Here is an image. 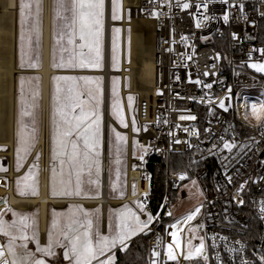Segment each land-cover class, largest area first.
Listing matches in <instances>:
<instances>
[{
    "label": "built area",
    "instance_id": "1",
    "mask_svg": "<svg viewBox=\"0 0 264 264\" xmlns=\"http://www.w3.org/2000/svg\"><path fill=\"white\" fill-rule=\"evenodd\" d=\"M129 1L133 6L124 7L123 0L125 14L131 10L138 19L153 22V82L143 92L132 89L131 83L125 93V87L122 88L124 97L138 95V129H133L129 116L125 129L129 143L125 195L131 193L132 199L127 202L138 199L155 218L150 225L155 234L149 242V264L153 260L160 264V258L152 253L165 247L166 240L156 230L161 215L173 214L175 202L188 197L181 186L190 179L199 183L204 199L196 206L201 209L196 218L182 224V245L186 244L188 229L199 226L206 232V264H262L259 257L264 255V212L260 211L264 205V118L258 124L246 120L251 96L242 91L264 87V81L256 76L264 73L248 67L253 62H264V55L257 51L264 49L258 41L264 0H243L244 12L228 9L220 0H212L207 12L197 7L202 0ZM183 3L191 7L182 9L179 5ZM225 11L230 15L228 23L222 19ZM204 16L214 18L204 20ZM197 19L201 20L199 28ZM233 33L237 38H233ZM129 64L123 60L122 68L130 69ZM208 84L212 87L205 86ZM221 100L227 111L219 106ZM188 115L196 119H180ZM4 131L8 133L9 129L0 130V147H4L0 148V160L7 166L0 171V206L5 204L0 213L15 208L10 203L12 192L20 195L16 185L21 170L15 168V146L11 154V146L1 140ZM226 142L235 145L231 152L223 148ZM173 153L191 156L192 175L169 168ZM154 155L166 161L165 194L157 214L150 206L151 172L147 167ZM102 159L101 196H109V166L103 156ZM44 169L42 161L41 178ZM241 200L243 204L239 203ZM140 217L146 219L147 215L140 213Z\"/></svg>",
    "mask_w": 264,
    "mask_h": 264
},
{
    "label": "rangeland",
    "instance_id": "2",
    "mask_svg": "<svg viewBox=\"0 0 264 264\" xmlns=\"http://www.w3.org/2000/svg\"><path fill=\"white\" fill-rule=\"evenodd\" d=\"M41 9L39 15L36 14L35 4L33 3L32 8V15L29 17L27 24L25 25V37L24 40H21L20 33H21V25L18 10L16 13V47H15V64L19 69L26 70L24 72H17L15 73V112H14V139H15V168L17 170L24 169L25 165L27 168L25 169L24 173L21 174L17 178V185L16 190L18 194L27 195V196H36L40 192V168L41 162L43 161V153L42 150H38L36 154L33 155L34 150L37 147L38 139L40 136L41 128H42V76L39 73H33L32 70L36 71L42 66V55H43V0H40ZM19 5V0H18ZM52 7H54V12L52 13L51 7V30H50V52L53 50V63L60 64L62 59L64 63H67L69 52L62 51L63 48L73 49L76 53L77 60L80 59V53H84V57L87 58L88 56H95V37L90 38L92 43V51H89L88 47L84 49H80L78 45L82 43L79 40V33L77 31L76 36V44L68 45L67 44V35L60 43H57L59 39L60 33L67 32V29L64 28V20L60 19L56 16V0H52ZM17 8V5H16ZM118 17V19H113V13ZM65 15H70V13H65ZM111 18L112 21L115 23L112 25L110 31V40H111V56H110V69L113 71H121L123 60L125 63H131V33H132V26L129 25L135 18L138 19L136 16L133 15L131 10H128L127 13H124L123 10V0H113V5L111 6ZM126 20L127 24L124 26L123 21ZM150 22L151 21H146ZM153 27L151 25H147L142 27V32L145 34V39L147 41L153 40ZM119 31H115V30ZM125 33V39L123 40V34ZM30 37V43H29ZM104 43H105V0H104V9H103V17H102V28L100 31L99 36V48L101 54V67L100 68H93V67H86V68H67V67H52L53 70L57 71V73H53V76H72V77H93L97 74H90L85 72L90 71H103L104 70ZM127 44V50H126ZM23 49V51H22ZM115 56V61L113 57ZM115 63V66H113ZM35 64L36 67H30L29 65ZM51 64V62H50ZM23 65V67L21 66ZM127 71H131L127 69ZM51 75V76H52ZM102 75V74H100ZM52 78V77H51ZM55 77H53L54 79ZM55 87L58 85L61 88V93L59 96V101L63 102L64 96L67 93V89L69 87H73L78 91L84 92V96L82 99L89 100L90 98L87 96V89L95 90V82L90 81H83V80H75V81H55ZM131 83V76L125 75L122 76L121 74H114L111 73L110 76V115L113 118L114 122L112 121L110 124L109 129V156H110V167H109V177H110V194L109 197L111 199H117L120 197L125 196L126 188H127V166H128V135L125 131L127 127H124L120 124L117 116L113 113L112 105L114 101H118V111L120 115L123 116L125 123H127V117H130L132 122V126L134 130L138 129V122L136 118V104L138 95L128 94L127 96L122 95V88L123 86L125 89L130 88ZM51 84V83H50ZM138 89L144 90L145 87L143 84L137 85ZM264 86V85H263ZM103 87H104V76L102 75V100H101V125H100V146H99V156L93 157L99 163L100 174H99V186L96 184H90L88 181L96 180V165L93 164L91 175L87 168H85L81 175H80V191L81 195H55L61 197H99L101 196V183H102V168H103ZM115 87L116 95H113V88ZM242 94L248 97L249 102L248 106L245 110V118L247 121L258 124L264 118V110H260V105L264 103V87H251L246 88L242 91ZM52 95L51 87H50V96ZM129 96H131L132 102L131 105L129 104ZM91 103V100H89ZM257 105V115H253L252 113V105ZM25 111H30L32 113L31 116H25L23 113ZM79 110L77 109V114ZM51 113V109H50ZM259 116V118H257ZM50 118V115H49ZM133 120L135 124H133ZM58 123H61L60 116L57 115ZM115 129L116 132L121 133L123 136L126 137V140L123 142H118L115 139V133L112 131ZM49 127V148H48V158H49V188H50V195H52L53 183H52V169H56V183L55 189L57 193H60L64 190V185L61 183V180L67 181L69 179V173H71V190L74 192L76 190V169L70 167L68 163V159L66 155H57V158L53 160L52 158V149H53V141L51 142L50 139L53 136V132L51 133ZM81 147V160L83 159V141H79ZM138 144L136 140H134V149L135 152H138ZM4 148V147H0ZM70 151V147H69ZM59 153V150H58ZM61 160H64L65 163L63 165V175L61 174ZM7 166L4 164L2 160H0V171L5 170ZM115 185V189L113 188ZM33 190L36 191V194L33 195ZM181 190H185L188 193V197L175 202V210L174 215L177 218H181L187 213H190L195 207L204 199V192L201 189V186L195 179H190L182 184ZM133 194L136 192L135 190V183L133 185ZM138 199L132 200L131 202H126L118 205H108L106 210L103 213L102 206H87L81 203H74V202H67L62 205V207H55L54 205H49V227L48 233L45 234L40 233L39 229V207H35L32 209H15L9 208L15 212L28 215L31 220L35 221L34 228H30L28 230L29 236L32 235L33 231L37 233V239L39 245L41 247L46 246L48 244V236L49 232L53 233L54 238L58 235L60 229L64 228L71 218L80 217L82 218V213L79 211V208H83L85 211L92 213V220L94 224V231L95 226L98 223L99 231L102 235H114L115 231H109V223L111 222L113 225V229H115V225L118 223V213L121 209L124 208L125 205L128 208L132 209V211L137 212L140 215L139 209L137 208ZM98 210V211H97ZM53 212L58 213L56 217L53 216ZM4 219L6 221L11 222L13 219H18V217H13L12 213L8 211L3 212ZM146 215L151 214L145 209L144 212ZM152 215V214H151ZM57 220V229H52V221L53 219ZM141 218V217H140ZM142 219V218H141ZM147 219V218H146ZM142 219V220H146ZM182 221H178L179 224ZM190 228H195L196 232L192 233L189 231ZM188 229L187 240L190 237V234L193 235L192 243L194 245L199 244L200 238L203 237L206 247V232L200 230L199 226H191ZM174 230V229H173ZM139 235V234H138ZM1 239L3 243H6V238L2 235ZM137 236V235H136ZM134 236V237H136ZM133 237V238H134ZM44 239V240H43ZM37 247L36 241H30L28 243V249L35 252ZM187 248V241L185 244ZM60 254L55 249L57 255L55 257L46 258L48 260V264H68L63 257V249L59 248ZM40 254L37 253V256ZM115 256V255H114ZM102 259V258H101ZM95 264V262H94Z\"/></svg>",
    "mask_w": 264,
    "mask_h": 264
},
{
    "label": "snow or ice",
    "instance_id": "3",
    "mask_svg": "<svg viewBox=\"0 0 264 264\" xmlns=\"http://www.w3.org/2000/svg\"><path fill=\"white\" fill-rule=\"evenodd\" d=\"M212 0H202L200 5L197 7H202L205 12H207L209 3ZM33 3L35 4L36 14L39 15L41 4L40 0H19L18 14L21 25V40L25 37V25L28 22L29 17L32 15ZM179 3V0H178ZM220 3L227 5L228 9H237L240 12H244L245 5L243 0H220ZM56 16L64 20V28L67 32H61L57 43L59 44L61 40L64 39L65 34L67 35V44L75 46L77 31L79 33V40L82 41L78 45L80 49L85 47L92 51V43L90 38L95 37L96 47L95 56L84 57V53L81 52L80 59L77 60L76 53L73 49L63 48L62 51L69 52V57L67 63L63 62L60 64L53 63V67H67V68H100L101 65V54L99 48V36L102 28V17L104 9V0H56ZM182 9H188L191 7L189 3H183L179 5ZM65 13H70V15H65ZM260 15L264 17V11L260 12ZM113 19H118L115 12L112 16ZM214 17L204 16V20H208ZM222 19L224 23H228L230 15L228 11H225ZM243 19L248 20L247 16ZM201 26V20L197 19L196 27ZM115 31H119L118 29ZM233 38H237L236 33H233ZM186 39V38H185ZM29 37V43H30ZM23 51V49H22ZM264 55V49L257 50ZM115 61V56L113 57ZM23 67V65H21ZM30 67H36L37 65L32 64ZM115 66V63L114 65ZM248 67L254 69L258 73H264V62H253L248 65ZM207 75V73H205ZM83 80L85 82L92 79L99 80V78L92 77H72V76H57L54 78L55 81H75ZM200 83V81H196ZM211 88L212 85H205ZM61 88L57 85L53 92V113H52V124H53V149L52 158L55 160L57 155H66L68 163L71 168L76 169V190L73 192L71 190V173H69V179L67 181L61 180V183L65 186L64 190L57 193L55 189L56 183V169H52V195H81L80 191V175L82 171L87 168L89 175H91V170L93 164L96 165V180H89L90 184H96L99 186V174L100 168L99 163L93 157L99 156V146H100V125H101V113L100 108V97L94 95L92 89H87V96L90 100H94L95 104L90 103L89 100L82 99L84 92L78 91L73 87L67 89V93L64 96L63 102L58 103L59 96L61 93ZM99 86H97V92H99ZM231 89H229V92ZM113 95L115 96V87L113 88ZM129 104L131 105L132 97L129 96ZM221 108L225 107L224 101H220ZM113 113L117 116L120 124L124 127L128 125L118 111V101H114ZM77 109L79 110L77 114ZM260 110H264V103L260 105ZM257 105H252L253 115H257ZM25 116H31L30 111H25L23 113ZM57 115L60 116L61 123L57 121ZM259 118V116H257ZM181 120H195L196 117L192 115L180 116ZM133 124L135 121L133 120ZM115 133V139L118 142H123L126 137L121 133L116 132L115 129L112 130ZM83 141V159L81 160V147L79 141ZM179 141H177L178 143ZM70 147V151H69ZM235 147L234 144L224 143L223 148L231 152L232 148ZM59 150V153H58ZM65 161L61 160V174L63 175V165ZM184 177L181 176V179ZM229 182L232 178L228 177ZM243 185L240 186V190H243ZM115 189V185H113ZM36 191L33 190V195ZM243 204V201H239ZM137 208L140 213L145 212V206L142 202H137ZM200 207H196L192 212L184 217L182 223H188L196 218L200 213ZM12 213L13 217H18V219H13L11 222L4 219V213H0V235L6 238V243H0V264H48L46 258L55 257L57 255L55 249H63V257L68 264H114L115 256L114 254L108 255L106 259H101L105 257L107 253H111L113 249L119 245L122 250L128 248V241H130L134 236L144 233L146 230H151L150 225L153 224L154 217L151 214H147V219L142 220L137 212L132 211L127 205L124 206L118 213V223L113 229V225L109 223L110 233L115 231L114 235H102L99 231L98 223L95 226L92 220V213L85 211L83 208H79L82 213V218L75 217L69 220V223L62 229H60L58 235L54 238L53 233L50 231L48 236V244L41 247L37 239V233L33 231L32 235L29 236L28 230L34 228L35 221L31 220L28 215H24L8 209ZM98 211V210H97ZM261 212H264V205H262ZM172 215L171 212L167 213ZM58 213L53 212V216L56 217ZM52 229H57V220L54 218L51 225ZM177 231L170 233L172 236V243H169L166 248V258L168 261L178 260V251L181 250V239L178 235L179 228L177 224L170 226ZM202 227V226H201ZM190 232L195 233V228H190ZM193 237H189L187 240L186 251H180L179 255L183 256V259L191 261L197 258H202L204 261L208 260L206 244L204 238H200V242L197 245L192 243ZM36 241L37 247L35 252L28 249V243L30 241ZM235 251V249H231ZM37 253L40 255L37 256ZM152 255L154 257H160L161 253L158 251H153ZM262 264H264V255L259 257ZM152 264H157V261L153 260ZM244 264H248L244 261Z\"/></svg>",
    "mask_w": 264,
    "mask_h": 264
},
{
    "label": "bare ground",
    "instance_id": "4",
    "mask_svg": "<svg viewBox=\"0 0 264 264\" xmlns=\"http://www.w3.org/2000/svg\"><path fill=\"white\" fill-rule=\"evenodd\" d=\"M110 1V18L108 14L107 18V59L109 58L110 67V56H111V40L110 31L114 24L111 18V6L112 0ZM17 5V8H16ZM52 0H43V55H42V66L36 70L42 76V128L38 139V150H42L43 153V166L44 171L40 181V192L37 196H24L17 195L12 192L10 203L17 209H32L39 207V223L40 230L45 234L47 230V217L49 205H63L67 202H75L86 205H99L101 204L104 211L108 205H118L127 202L132 199V194H126L124 197L117 199H111L105 193L99 197H61L51 196L48 193L49 188V127H50V77L55 70L51 67V52H50V30H51V6ZM133 6L132 2L125 0L124 7ZM18 10V0H0V130L9 129L8 133L5 131L2 134L1 140L11 146L10 153L12 154V148H14V112H15V73L24 72L26 70L19 69L15 64V47H16V13ZM152 22V21H151ZM123 24L126 25L127 21L124 20ZM132 26L131 33V63L128 68L131 71H127L126 66L121 70L122 76H131V88L138 90V84H143L145 90L153 82V67L154 63L152 60V48L154 44V38L150 41L145 39V34L142 32V27L151 25L153 22H146L142 19H134L129 23ZM153 29V28H152ZM111 70V69H110ZM106 76H109V107H110V76L111 72L106 69ZM126 89L124 88V93ZM139 91V90H138ZM143 92L144 90H140ZM123 93V95H124ZM109 125L113 120L109 111ZM108 128V134H109ZM105 164L110 167L109 162V138H108V149L105 153ZM26 167L21 170L20 175L24 173ZM5 204L0 206V211L3 210ZM183 221V219L181 220ZM182 222L178 226L179 230L182 227ZM173 225V224H172ZM177 231L170 227V232ZM44 238V236H43ZM44 240V239H43ZM172 243V236L170 238Z\"/></svg>",
    "mask_w": 264,
    "mask_h": 264
},
{
    "label": "trees",
    "instance_id": "5",
    "mask_svg": "<svg viewBox=\"0 0 264 264\" xmlns=\"http://www.w3.org/2000/svg\"><path fill=\"white\" fill-rule=\"evenodd\" d=\"M113 5V0H112ZM54 12V7H52V13ZM113 33V27H112ZM258 41L264 44V17L260 18L259 28H258ZM127 50V44H126ZM53 50L51 52V65L53 66ZM259 80L264 81V75L256 74ZM52 77V78H51ZM50 77V87L52 91V95L50 96V131L53 132V124H52V113H53V92L55 88V83L53 77ZM92 78H99V80L92 79L95 82V90H93L94 95H98L100 97V101L102 100V75L97 74ZM97 86H99L100 91L97 92ZM90 100V99H89ZM91 103L94 105L95 101L91 100ZM100 113L102 114L101 103L99 108ZM53 135V134H52ZM52 142V137L50 139ZM16 155V154H15ZM147 167L151 172L150 179V191H149V199L150 206L152 208L153 214H157L160 211L162 200L165 194V172H166V161L160 157L152 156L147 163ZM193 163L191 160V156L188 153H173L169 160V168L172 171H187L190 175H192L193 171ZM48 193L50 195V188H48ZM22 195V194H21ZM27 196V195H25ZM37 196V195H36ZM49 210V209H48ZM177 216L174 215H165L164 213L161 215V220L156 227V230L162 235L164 241L167 236V228L171 226L176 220H178ZM181 224V223H180ZM179 224V225H180ZM176 230V229H174ZM154 230H147L144 233L137 235L132 238L128 242V248L122 250L121 247H118L115 250V261L114 264H149V250H150V239L154 236ZM160 264H180V259L177 261H168L166 258V250L163 247L160 251ZM207 261H204L202 258H197L191 261L184 260L182 264H206Z\"/></svg>",
    "mask_w": 264,
    "mask_h": 264
},
{
    "label": "water",
    "instance_id": "6",
    "mask_svg": "<svg viewBox=\"0 0 264 264\" xmlns=\"http://www.w3.org/2000/svg\"><path fill=\"white\" fill-rule=\"evenodd\" d=\"M110 1L105 0V43H104V70L103 71H90L85 73L90 74H102L104 76V87H103V113H104V119H103V158H105L107 155L105 154L108 149V128H109V76L107 79L106 76V69L108 67V70L111 73H118V71L110 70L109 67V58L107 59V18L108 14L110 13ZM110 18V14H109ZM115 23V22H114ZM125 26V25H124ZM125 39V33L123 34V40ZM33 73H37L36 71L32 70ZM54 73H57V71H54ZM38 151V148L34 150V154Z\"/></svg>",
    "mask_w": 264,
    "mask_h": 264
},
{
    "label": "crops",
    "instance_id": "7",
    "mask_svg": "<svg viewBox=\"0 0 264 264\" xmlns=\"http://www.w3.org/2000/svg\"><path fill=\"white\" fill-rule=\"evenodd\" d=\"M86 198H91V197H86ZM75 203V202H74ZM86 205V204H85ZM100 205V204H99ZM63 206H64V204H63ZM87 206H94V205H87ZM102 206V205H101ZM113 206V205H112ZM50 207V206H49ZM55 207H62V205H58V206H55ZM102 210H103V207H102ZM103 213L105 214V212H104V210H103ZM40 222V221H39ZM48 227H49V210H48V217H47V230H46V233H48ZM39 229H40V223H39ZM179 232H180V230H179ZM178 232V235L180 236V233ZM40 233L42 234V236H43V232H41L40 231ZM170 226L167 228V236H166V242H165V250H166V248H167V245L170 243V238H171V235H170ZM141 234V233H140ZM190 235H192V234H190ZM180 239H181V237H180ZM129 242V241H128ZM181 250H177L178 251V258L180 259V261H183V260H185V259H183V256L182 255H179V252L180 251H186V247H185V245H182V242H181ZM118 247H120L119 245H117V247L115 248V249H113L112 250V252L111 253H107L106 254V256L105 257H101L102 259H106L107 258V256L108 255H112V254H114L115 255V250L118 248ZM57 250H58V252H59V255L61 256V254H60V250H59V248H57ZM115 261V260H114Z\"/></svg>",
    "mask_w": 264,
    "mask_h": 264
}]
</instances>
